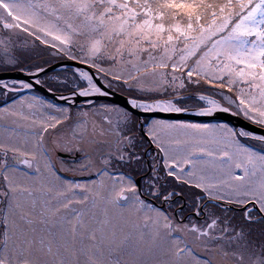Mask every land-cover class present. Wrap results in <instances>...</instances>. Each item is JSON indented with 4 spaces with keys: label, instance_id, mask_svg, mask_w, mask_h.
<instances>
[{
    "label": "snow or ice",
    "instance_id": "6c2138e0",
    "mask_svg": "<svg viewBox=\"0 0 264 264\" xmlns=\"http://www.w3.org/2000/svg\"><path fill=\"white\" fill-rule=\"evenodd\" d=\"M12 72L0 264H264V0H0Z\"/></svg>",
    "mask_w": 264,
    "mask_h": 264
},
{
    "label": "water",
    "instance_id": "95a60500",
    "mask_svg": "<svg viewBox=\"0 0 264 264\" xmlns=\"http://www.w3.org/2000/svg\"><path fill=\"white\" fill-rule=\"evenodd\" d=\"M70 63V62H68ZM0 77H19V78H22V79H27L26 77H22L19 73H15V72H12V73H0ZM35 91V90H34ZM35 92H38L39 94H41L42 96H46L48 97L49 99H51L53 102H57L59 104H62L64 105L65 102L64 101H61V100H58L56 99L52 94L48 93L46 89H40L39 91H35ZM109 100V102L111 103H115V104H120V105H123L124 103V100H123V97L121 96H113V97H109L107 98ZM82 99H81V104H82ZM186 119H193L192 117H186ZM218 119L222 122H226V123H229L231 125H243L245 128H247L248 130H251L257 134H260L261 130L258 129V128H255L254 126L250 125V124H247L245 121L243 120H240L239 118H236V117H231L227 114H220V116L218 117Z\"/></svg>",
    "mask_w": 264,
    "mask_h": 264
},
{
    "label": "rangeland",
    "instance_id": "374dc122",
    "mask_svg": "<svg viewBox=\"0 0 264 264\" xmlns=\"http://www.w3.org/2000/svg\"><path fill=\"white\" fill-rule=\"evenodd\" d=\"M34 94L35 95H38V96H41L43 99H45V100H47V101H49V102H51V103H55V102H53L51 99H49L48 97H44V96H42V95H40L39 93H37V92H34ZM0 103H2V104H0V106H2L3 105V98H0ZM56 104V103H55ZM58 104V103H57ZM58 105H60V104H58ZM25 111H27L26 109H25ZM21 123H24L23 121H21ZM3 124V120H0V125H2ZM21 131H23V129H21ZM4 133H3V130H2V128H0V136H2ZM260 227L261 226H259V225H255L254 226V231L258 234L259 233V230H260Z\"/></svg>",
    "mask_w": 264,
    "mask_h": 264
},
{
    "label": "flooded vegetation",
    "instance_id": "af4514ba",
    "mask_svg": "<svg viewBox=\"0 0 264 264\" xmlns=\"http://www.w3.org/2000/svg\"><path fill=\"white\" fill-rule=\"evenodd\" d=\"M60 105H62V104H60Z\"/></svg>",
    "mask_w": 264,
    "mask_h": 264
},
{
    "label": "trees",
    "instance_id": "16d2710c",
    "mask_svg": "<svg viewBox=\"0 0 264 264\" xmlns=\"http://www.w3.org/2000/svg\"><path fill=\"white\" fill-rule=\"evenodd\" d=\"M0 104H2V103H0Z\"/></svg>",
    "mask_w": 264,
    "mask_h": 264
}]
</instances>
